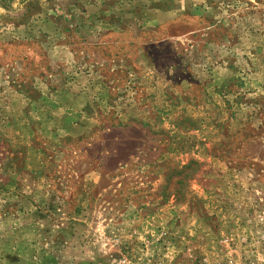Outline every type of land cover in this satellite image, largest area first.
<instances>
[{
	"label": "rangeland",
	"instance_id": "1",
	"mask_svg": "<svg viewBox=\"0 0 264 264\" xmlns=\"http://www.w3.org/2000/svg\"><path fill=\"white\" fill-rule=\"evenodd\" d=\"M0 264H264V0H0Z\"/></svg>",
	"mask_w": 264,
	"mask_h": 264
}]
</instances>
